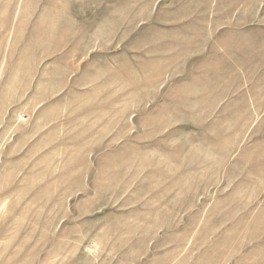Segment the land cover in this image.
Instances as JSON below:
<instances>
[{"label": "rangeland", "instance_id": "1", "mask_svg": "<svg viewBox=\"0 0 264 264\" xmlns=\"http://www.w3.org/2000/svg\"><path fill=\"white\" fill-rule=\"evenodd\" d=\"M0 264H264V0H0Z\"/></svg>", "mask_w": 264, "mask_h": 264}]
</instances>
